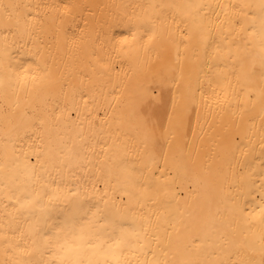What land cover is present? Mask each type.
<instances>
[{
  "label": "bare ground",
  "instance_id": "bare-ground-1",
  "mask_svg": "<svg viewBox=\"0 0 264 264\" xmlns=\"http://www.w3.org/2000/svg\"><path fill=\"white\" fill-rule=\"evenodd\" d=\"M73 260L264 264V0H0V264Z\"/></svg>",
  "mask_w": 264,
  "mask_h": 264
},
{
  "label": "snow or ice",
  "instance_id": "snow-or-ice-1",
  "mask_svg": "<svg viewBox=\"0 0 264 264\" xmlns=\"http://www.w3.org/2000/svg\"><path fill=\"white\" fill-rule=\"evenodd\" d=\"M72 235H73V240L71 242H68L67 240L65 241V251L70 255V256H75L79 253L81 248L83 246H91L92 244V237L89 235H86L83 231L79 232L77 234L75 228H72ZM71 264H79L78 261L73 260ZM88 264H91V261L88 262Z\"/></svg>",
  "mask_w": 264,
  "mask_h": 264
}]
</instances>
